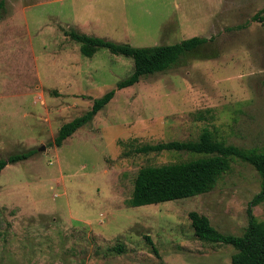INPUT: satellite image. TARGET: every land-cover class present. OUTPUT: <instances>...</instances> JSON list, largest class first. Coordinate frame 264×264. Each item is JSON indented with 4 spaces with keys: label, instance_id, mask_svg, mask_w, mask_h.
I'll use <instances>...</instances> for the list:
<instances>
[{
    "label": "rangeland",
    "instance_id": "374dc122",
    "mask_svg": "<svg viewBox=\"0 0 264 264\" xmlns=\"http://www.w3.org/2000/svg\"><path fill=\"white\" fill-rule=\"evenodd\" d=\"M2 1L0 160L36 153L0 172V264H232L237 250L198 239L189 214L242 236L261 191L252 165L234 159L207 194L128 202L141 169L201 157L143 146L198 141L209 129L264 150V0ZM71 31L138 48L208 42L118 90L59 148L61 127L134 72L132 58L108 49L87 58ZM253 215L264 222V203Z\"/></svg>",
    "mask_w": 264,
    "mask_h": 264
},
{
    "label": "trees",
    "instance_id": "16d2710c",
    "mask_svg": "<svg viewBox=\"0 0 264 264\" xmlns=\"http://www.w3.org/2000/svg\"><path fill=\"white\" fill-rule=\"evenodd\" d=\"M5 2L0 3V18ZM257 19V18H255ZM264 21V18H262ZM67 35L80 44V50L87 58H92L100 49H108L114 55L132 58L133 74L120 81L114 90L94 100L91 110L83 116L63 125L54 144L62 147L64 142L79 129L93 122L95 117L114 99L116 92L138 84L142 77L165 72L176 65L187 52L195 51L208 42L206 38L194 37L180 44L133 47L118 44L99 37L71 31ZM164 151L189 152L201 157L182 163L163 166H149L141 169L135 179L130 207H143L175 200L195 197L211 192L219 179L230 171L234 159L252 165L261 176V191L250 202L248 208L249 226L242 236L225 235L211 224L207 216L198 212L189 214L195 236L212 244L233 246L237 252L232 256V264H264V222L253 215V208L264 203V150L244 149L216 139L214 133L205 129L198 141L160 143L146 145L137 149L138 153L150 154ZM36 153L35 150L11 155L0 160V172L8 165L26 161ZM147 242L156 255L158 250L150 237Z\"/></svg>",
    "mask_w": 264,
    "mask_h": 264
},
{
    "label": "water",
    "instance_id": "95a60500",
    "mask_svg": "<svg viewBox=\"0 0 264 264\" xmlns=\"http://www.w3.org/2000/svg\"><path fill=\"white\" fill-rule=\"evenodd\" d=\"M46 148L45 147H42L41 149H40V151H44Z\"/></svg>",
    "mask_w": 264,
    "mask_h": 264
}]
</instances>
